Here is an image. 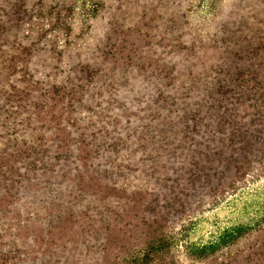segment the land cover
I'll return each instance as SVG.
<instances>
[{"label": "rangeland", "instance_id": "1", "mask_svg": "<svg viewBox=\"0 0 264 264\" xmlns=\"http://www.w3.org/2000/svg\"><path fill=\"white\" fill-rule=\"evenodd\" d=\"M255 41L264 0H0V264H264V118L193 178Z\"/></svg>", "mask_w": 264, "mask_h": 264}, {"label": "trees", "instance_id": "2", "mask_svg": "<svg viewBox=\"0 0 264 264\" xmlns=\"http://www.w3.org/2000/svg\"><path fill=\"white\" fill-rule=\"evenodd\" d=\"M253 44L251 45L252 49L255 51H257L256 55L254 56V58H259L257 61L258 62H254L257 63V65H259L262 69H264V47L262 46V43L255 41L252 42ZM260 45V47H259ZM259 47V48H258ZM260 51V53H258ZM256 58V59H257ZM260 60V61H259ZM252 63H248L245 64L243 66V69L241 68L240 71H237L235 69L236 72V76L233 78V76H228L225 75V77H222L221 81L223 84H227V85H231L229 87H225V86H219L216 90H215V94L216 97H214L213 94V99L216 103V105H218L220 111H222L220 113L219 111V115H221V119L219 120V129H217V133H209L208 135V139L206 138L205 143L207 144V147L205 148V151L200 152L197 151L196 155L198 154L196 157L200 159V161L203 163L202 160L207 158V161H209L208 167H205V169L207 170L206 173L204 174L203 169L204 166H196L195 170L197 169V174H195V178L197 182L196 183V188L197 186L201 187L202 184L204 183H199L197 181L198 180H203L205 178L208 177L209 174H212L213 177L217 176L218 173L220 172L221 167H223L226 164L229 165H234L236 163H234V157H233V151L237 150L239 152V149L246 147V150L249 149L247 152L245 150V152H241L243 154H246V158H248L249 162H254L255 160V152L254 150H252V146L255 147V143L257 142L258 136H262L261 133H257L255 131V129L260 128L261 127V123L263 122V113H264V70H260V71H254L252 70ZM229 77V78H228ZM260 77H263L260 80ZM250 79V81L248 80ZM251 82L252 84L249 88L245 87L246 91H241L242 87H241V83L244 81V83L246 81ZM260 80V81H259ZM235 94V95H234ZM242 95L244 97H242ZM234 96V97H233ZM233 97V98H231ZM187 100H192L194 99L193 96H189L186 97ZM236 100V101H234ZM246 101V102H245ZM198 102V100L196 101ZM214 104V103H213ZM236 105H243V108H245L246 112L243 113L242 117H237V115L233 112H231ZM248 111H250L248 113ZM232 113V114H231ZM215 115V113H214ZM223 116L228 117L229 119H225ZM262 116V118H261ZM224 124L228 125V126H224ZM227 129H235L238 130L240 132H247V133H240V132H224L223 130H227ZM189 134V133H188ZM192 136H188V140H190L192 143L196 142L197 140V134L196 133H192ZM196 134V135H195ZM264 134V133H262ZM224 136V142L221 146L218 147V149L216 150L215 147V138L219 139V137ZM187 138V135L184 134L183 135V140H185ZM228 138V139H227ZM194 140V142H193ZM242 140H245L244 142ZM242 141V143H241ZM198 143V142H197ZM208 149H211V152L206 151ZM212 152H215L214 156H212ZM237 152V153H238ZM250 153V154H247ZM262 157L259 158V160L263 159V153ZM242 156V155H241ZM241 156L239 154V160L241 159ZM245 156V155H244ZM213 157H218V160H215V158L213 159ZM221 157V158H220ZM242 161V159H241ZM260 162V161H258ZM191 164V163H190ZM177 182V181H176ZM181 182L184 181H180L178 184H181ZM194 184V183H193ZM185 190H183L184 192ZM191 193V192H190ZM189 193V195H190ZM186 194V193H185ZM185 194H180L185 196ZM167 196V199H163L161 200L162 203L161 207L163 206L164 203L168 202L173 203L177 201V198H179V195H165ZM172 199H171V198ZM167 200V201H165ZM165 201V202H164ZM160 206V205H159ZM150 246H149V251H148V255L152 254L153 249H155V246L153 245V242H149Z\"/></svg>", "mask_w": 264, "mask_h": 264}]
</instances>
